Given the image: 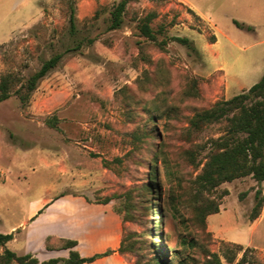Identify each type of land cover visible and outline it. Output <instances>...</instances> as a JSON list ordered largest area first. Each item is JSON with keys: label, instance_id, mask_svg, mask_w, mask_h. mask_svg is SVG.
<instances>
[{"label": "rangeland", "instance_id": "rangeland-1", "mask_svg": "<svg viewBox=\"0 0 264 264\" xmlns=\"http://www.w3.org/2000/svg\"><path fill=\"white\" fill-rule=\"evenodd\" d=\"M117 1L0 0V42L14 17L38 16L0 43V77L9 73L17 86L43 60L61 54L25 104L14 92L0 100V233L13 232L0 254L8 248L39 261L65 257L67 250L43 249L51 231L76 234L54 202L84 192L97 201L110 198L124 244L133 246L124 255L130 264H158L154 251L162 250L171 264H194L191 258L202 260L206 250L218 252L223 264H237L243 252L239 264H264V253L250 247L243 246L233 262L222 257L224 241L194 208L200 165L184 153L220 132L212 124L186 140L192 113L251 86L263 70L264 0H136L128 3L122 26L108 29ZM149 11L156 14L150 23L156 41L140 35L136 25ZM175 36L189 38L196 49ZM220 63L230 67L226 94L221 71L213 70ZM154 165L158 184L149 178ZM255 186L248 175L207 192L221 205L208 218L214 230L247 241ZM126 198L131 219L123 220ZM177 249L180 254L172 253ZM0 264L18 263L0 257Z\"/></svg>", "mask_w": 264, "mask_h": 264}, {"label": "trees", "instance_id": "trees-1", "mask_svg": "<svg viewBox=\"0 0 264 264\" xmlns=\"http://www.w3.org/2000/svg\"><path fill=\"white\" fill-rule=\"evenodd\" d=\"M132 1L136 0H118L112 4L108 16V29H116L122 26L127 5ZM99 12L100 9H96L93 17H96ZM155 16L156 14L153 11L146 12L138 19L136 24L140 35L152 41H156V34L150 23ZM69 21L73 25V9L71 10ZM233 22L239 27H246L244 23L235 19ZM173 39L190 46L193 50L196 49L187 37L175 36ZM215 40L213 38L210 42H214ZM159 43L162 44V42ZM60 57L61 54L56 53L43 60L40 67L17 86H14V81L9 73L2 75L0 77V100L7 98L11 92H14L21 104H25L29 100L30 94L35 89L37 82L56 66ZM187 123L188 125L184 134L185 139L188 141L195 140L197 134L209 125L218 124L220 126L218 135L210 136L203 142H193L190 147L184 150L191 164L195 166L200 165L193 182L195 184L194 196L196 197L194 208L199 217H201V220L205 223L207 215L218 212L220 207V202L206 196L207 192L215 190L223 182L248 175L256 183L254 202L251 206L248 219H255L260 214L264 205V194L260 188V183L264 180V71L259 79L248 88L228 98L215 100L210 106L194 111L188 118ZM203 150H205L202 156L203 160L197 161V154ZM117 159L119 160V158ZM158 175V166L154 165L149 169V178L150 180L153 179L154 183H156ZM109 200L110 198H106L103 202H108ZM123 201V220L131 219L129 200L126 198ZM12 238L13 232L0 233V245H5ZM124 241L125 237L121 235L117 251L126 260L124 257L125 252L126 250H132L133 246L127 247ZM223 241L221 255L227 262H233L243 246L231 241ZM183 243H185V240L179 242L178 245ZM75 245L76 241L73 239L47 236L44 240V248L46 250L68 249V255L66 257H51L47 260L39 261L32 253L18 255L14 251L4 248L0 257L5 262L15 261L18 264H81L93 261L112 251L108 249L102 253L81 256L74 248ZM190 245L192 244L190 243ZM154 252V257L158 264H171L168 251L164 252L162 250L163 254ZM172 253L175 255L180 254L178 249L172 251ZM191 260L194 264H223L219 253L211 250L204 252L202 260L199 261L194 257ZM244 261L245 252L237 260V264ZM136 262L132 264H136ZM128 264L130 263L128 262ZM177 264L187 263L185 259H182Z\"/></svg>", "mask_w": 264, "mask_h": 264}, {"label": "crops", "instance_id": "crops-1", "mask_svg": "<svg viewBox=\"0 0 264 264\" xmlns=\"http://www.w3.org/2000/svg\"><path fill=\"white\" fill-rule=\"evenodd\" d=\"M10 1L14 4H18L25 2L26 0ZM37 17V15L35 17L31 16L29 17V19L26 20H21L20 18L17 19V17H14V24L9 25L8 29L4 31L5 34L8 35V37L0 43L9 40L17 29L24 26L25 24L32 23ZM1 19H6V17L3 16L1 17ZM18 24L22 25L20 26ZM229 42L232 43V40L229 39ZM229 68L230 67L228 66V64L220 63L213 69L221 71V75L224 82L225 94L229 89V84L226 80L230 72ZM263 71L264 66L261 72H257L256 76L252 80L253 83L259 79ZM235 76L240 79L239 74ZM246 88L248 87H241V90ZM260 188L264 194V180L260 183ZM54 203H58L60 212L64 214L65 218L63 219V221L65 222V224L75 226L74 228L76 229V234L68 233L66 231H51L45 236V238L47 236H54L73 239L76 241V245L74 248L79 252L81 256H90L95 253H102L108 249L112 250L110 253L102 255L94 259L93 261L84 262L81 264H128V262L123 258V256L120 255L117 251V248L120 244L122 232L121 218L118 213L114 210L113 204L111 202L97 201L88 197L84 192H76V196L68 198L64 202L55 200ZM46 206H49L48 203ZM74 208L76 209V218L74 216ZM35 211L36 207L32 210L29 215L33 214ZM209 216H211V214L207 215L206 217L207 229L211 231L216 238L238 243L244 247H251L264 253V205L260 214L255 219H248V229L250 230V235L247 241H240L234 238H229L228 233L226 230H224V228H217L216 230H214V227H212L208 221ZM81 248L87 250L88 253H82ZM43 249L47 252L67 250L68 255V249L46 250L44 248V241Z\"/></svg>", "mask_w": 264, "mask_h": 264}]
</instances>
